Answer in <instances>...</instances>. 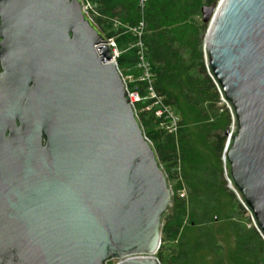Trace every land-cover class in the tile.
<instances>
[{
	"label": "water",
	"instance_id": "obj_1",
	"mask_svg": "<svg viewBox=\"0 0 264 264\" xmlns=\"http://www.w3.org/2000/svg\"><path fill=\"white\" fill-rule=\"evenodd\" d=\"M201 20L223 179L264 240V0ZM104 43L81 0H0V264H159L173 195Z\"/></svg>",
	"mask_w": 264,
	"mask_h": 264
},
{
	"label": "trees",
	"instance_id": "obj_2",
	"mask_svg": "<svg viewBox=\"0 0 264 264\" xmlns=\"http://www.w3.org/2000/svg\"><path fill=\"white\" fill-rule=\"evenodd\" d=\"M83 1L105 40H113L119 72L134 75L127 89L144 101L135 105L139 124L162 168L175 169L183 191L172 197L163 218L159 264H264V240L223 179L233 120L207 72L198 39L208 26L198 21L202 10L219 0ZM137 42L153 75L154 99L138 81ZM164 108L177 119L174 132L167 130Z\"/></svg>",
	"mask_w": 264,
	"mask_h": 264
},
{
	"label": "built area",
	"instance_id": "obj_3",
	"mask_svg": "<svg viewBox=\"0 0 264 264\" xmlns=\"http://www.w3.org/2000/svg\"><path fill=\"white\" fill-rule=\"evenodd\" d=\"M81 1H82L83 11L90 18V16H89V12L91 11L90 5L87 3H84L83 0H81ZM104 44L106 47H108L110 49V51L112 53V59L115 62V59L119 56V52H118L113 40H105ZM135 46L140 49L139 63L136 66V70L138 72V81L145 83L146 92L149 94L148 97L154 99L155 95H154L153 90H152L153 75H152L150 68H149V65L146 61L144 48L140 42H137L135 44ZM124 82H125L126 88H127V84L133 83L134 79H132V81H130V82L128 81V79H124ZM127 97L129 99V102L133 105L134 108H135V105H139V104L144 103L143 99L140 98L138 92H136V91L130 92L127 89ZM164 113L166 116L165 120H169V122H170V125L168 126L167 130H169V132H174L177 119L173 116L171 111L166 109V108H164ZM157 116L160 117L161 113L158 112Z\"/></svg>",
	"mask_w": 264,
	"mask_h": 264
},
{
	"label": "rangeland",
	"instance_id": "obj_4",
	"mask_svg": "<svg viewBox=\"0 0 264 264\" xmlns=\"http://www.w3.org/2000/svg\"><path fill=\"white\" fill-rule=\"evenodd\" d=\"M198 21L200 22V24H203L202 23V20H201V18L200 19H198ZM207 28H208V26H207ZM207 31V30H206ZM205 35H206V32H205V34L204 35H201L200 34V38L198 37V39H199V41H200V43H201V50H202V52H203V44H204V38H205ZM120 73H122L123 74V78L124 79H128V81L130 82V81H132V79H134L133 77H134V75L133 74H131V73H129V72H127V70H125V71H122V72H120ZM125 73H127L126 75H125ZM140 107V106H139ZM144 110H147V107L146 108H144V109H142V108H140L139 110H138V112H143ZM163 169H164V171H165V173H166V175H167V177H168V181H169V185H170V187H171V191H172V195L174 196V195H178V194H183V191L180 189L181 188V186H180V184L177 182V180L175 179V169H173V168H168L167 166H164L163 167ZM226 184V183H225ZM226 188H227V190L228 191H230V192H232L230 189H229V187L226 185ZM248 216V215H247ZM253 224V223H252ZM117 263V261H111V262H109L108 264H116Z\"/></svg>",
	"mask_w": 264,
	"mask_h": 264
}]
</instances>
